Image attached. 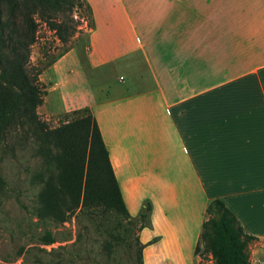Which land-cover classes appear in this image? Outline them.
<instances>
[{
  "label": "crops",
  "instance_id": "0c3cea01",
  "mask_svg": "<svg viewBox=\"0 0 264 264\" xmlns=\"http://www.w3.org/2000/svg\"><path fill=\"white\" fill-rule=\"evenodd\" d=\"M84 2L85 41L50 63L39 107L92 112L128 211L150 205L143 264L163 241L164 264H203L214 198L264 238V0Z\"/></svg>",
  "mask_w": 264,
  "mask_h": 264
},
{
  "label": "trees",
  "instance_id": "16d2710c",
  "mask_svg": "<svg viewBox=\"0 0 264 264\" xmlns=\"http://www.w3.org/2000/svg\"><path fill=\"white\" fill-rule=\"evenodd\" d=\"M83 5L88 8L84 0H0V141L12 128L28 125L47 161L40 174L37 215L59 222L77 209L89 215L115 212L124 218L131 217L90 109H74L69 119L53 127L37 111L46 87L39 79L41 69L30 62V46L37 27L34 13L65 41L66 34L74 32L77 26L72 11ZM60 14L65 18L59 20ZM5 185L6 180L0 174V199ZM145 208L138 214V220L147 218L150 205ZM206 211L211 215L202 223L196 253L203 244L214 264H251L246 245L249 238L256 236L244 230L220 198L212 199ZM144 225L141 222L140 229ZM42 240L52 243L56 239L46 231ZM143 246L140 241L139 264H143Z\"/></svg>",
  "mask_w": 264,
  "mask_h": 264
},
{
  "label": "rangeland",
  "instance_id": "374dc122",
  "mask_svg": "<svg viewBox=\"0 0 264 264\" xmlns=\"http://www.w3.org/2000/svg\"><path fill=\"white\" fill-rule=\"evenodd\" d=\"M6 14L3 6V17ZM71 15L77 26L74 32L66 34L63 41L46 21L34 13L37 27L30 46V62L41 69L39 79L45 87L41 76L50 74V63L73 44L85 41L90 10L83 5L74 8ZM64 18L62 14L58 17L59 20ZM123 74L125 81L129 80L130 76ZM72 110H60L50 96L44 107L37 108L40 117L50 127L69 119ZM46 164L28 125L12 128L0 141V174L6 180L0 199V264H139L138 233L140 223H146L147 218L138 220L139 210L136 211L132 204L129 205L131 220L115 212L89 215L78 209L63 222L37 215L38 193L42 185L40 174ZM143 194L141 190L139 196ZM209 215L211 213H207ZM46 231L55 237L54 242L42 240ZM163 242L150 247L146 264H164L165 257L177 260L174 254L167 252L175 247L167 249ZM246 250L251 264H264V238H249ZM198 254L200 263L214 264L211 253L203 249V244Z\"/></svg>",
  "mask_w": 264,
  "mask_h": 264
}]
</instances>
